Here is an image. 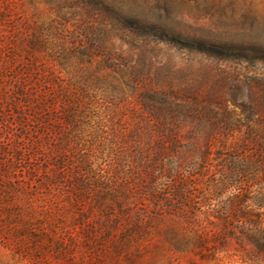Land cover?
<instances>
[{
  "label": "rangeland",
  "instance_id": "1",
  "mask_svg": "<svg viewBox=\"0 0 264 264\" xmlns=\"http://www.w3.org/2000/svg\"><path fill=\"white\" fill-rule=\"evenodd\" d=\"M0 264H264V0H0Z\"/></svg>",
  "mask_w": 264,
  "mask_h": 264
}]
</instances>
